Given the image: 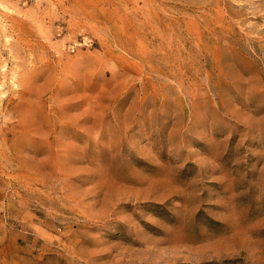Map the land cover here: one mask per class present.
Listing matches in <instances>:
<instances>
[{
    "label": "rangeland",
    "instance_id": "374dc122",
    "mask_svg": "<svg viewBox=\"0 0 264 264\" xmlns=\"http://www.w3.org/2000/svg\"><path fill=\"white\" fill-rule=\"evenodd\" d=\"M0 264H264V0H0Z\"/></svg>",
    "mask_w": 264,
    "mask_h": 264
},
{
    "label": "bare ground",
    "instance_id": "6f19581e",
    "mask_svg": "<svg viewBox=\"0 0 264 264\" xmlns=\"http://www.w3.org/2000/svg\"><path fill=\"white\" fill-rule=\"evenodd\" d=\"M165 235V234H164Z\"/></svg>",
    "mask_w": 264,
    "mask_h": 264
}]
</instances>
